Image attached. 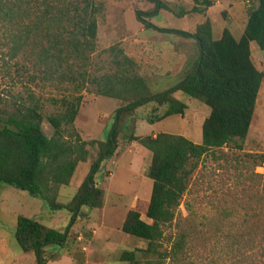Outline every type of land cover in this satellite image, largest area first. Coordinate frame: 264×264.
Segmentation results:
<instances>
[{
    "label": "rangeland",
    "instance_id": "374dc122",
    "mask_svg": "<svg viewBox=\"0 0 264 264\" xmlns=\"http://www.w3.org/2000/svg\"><path fill=\"white\" fill-rule=\"evenodd\" d=\"M158 1L168 8H157L150 0H94L99 12L96 47L87 66L90 73L98 75L115 69L112 55L104 49L116 45L132 58L133 51H140L141 46L148 43L146 49L156 50L155 56H161L153 55L151 62L148 59L141 64L137 62V73L145 76L150 93L166 90L190 72L198 53L195 39L183 37L178 31L194 33L200 23L209 20L213 39H218L225 27L238 37L248 12L257 4V0H222L221 4L204 12L206 7L192 10L193 6L188 5L191 0ZM137 10L146 12L141 17L151 26L137 20ZM39 11L35 15H40ZM32 19L35 16L31 14L23 16L20 24L0 21V116L5 118L36 100L44 117L41 129L50 137L53 128L46 120L47 115L62 111L60 99L71 98L77 92L74 84L46 76L43 66L29 54L31 49L36 51L39 43L30 44L34 37L40 38L42 28L26 32L24 28L31 25ZM152 26L157 28L155 32ZM20 32L22 41L26 40L27 44H20L12 57V38ZM251 48L253 63L264 72V51L255 42ZM176 50L189 54L185 66L184 61L181 63L175 58ZM174 70L181 72L171 78ZM81 94L75 129L85 141L104 140L114 122L115 109L126 101L98 95L92 84L82 89ZM172 96L186 103L182 115L174 113L148 123V117L161 115L167 107L152 101L121 118L120 133L113 147L116 153L101 163L93 177L105 191L102 209L82 206L71 220L70 211L51 210L27 191L0 182V264H35L33 252H23L14 241L18 215L32 217L61 231L69 225L64 246L49 244L45 247L50 257L46 264H129L119 259L120 253L143 248L145 242L124 233L121 225L130 209L138 210L142 219L150 221L145 216L147 203L143 200L128 206L134 194L149 199L152 180L147 175L150 151L137 141L131 146L132 141L126 136L169 132L201 143V124L210 111L202 100L179 90ZM86 148V160L77 163L67 185L59 186L58 202H69L99 153L98 144ZM95 228L99 229L98 235L92 234ZM180 233L185 235L181 252L175 258L166 259L164 264H264V77L246 137L209 150L198 160L174 219L164 227V246H171Z\"/></svg>",
    "mask_w": 264,
    "mask_h": 264
},
{
    "label": "trees",
    "instance_id": "16d2710c",
    "mask_svg": "<svg viewBox=\"0 0 264 264\" xmlns=\"http://www.w3.org/2000/svg\"><path fill=\"white\" fill-rule=\"evenodd\" d=\"M150 1H154L157 8H168L162 1ZM192 1L204 7L212 5V0ZM198 9L196 5L192 7L194 11ZM37 10H41L40 15H35ZM98 12L94 0H0L2 22L20 24L23 16H35L31 25L24 28L28 32L42 26L40 38L34 37L30 44L39 45L29 54L43 66L46 76L74 84L77 92L71 98L60 99L62 111L47 115L46 120L53 128L50 137L41 129L44 117L36 100L5 118L0 116V182L27 191L51 210L70 211L72 220L82 206H102L103 190L96 186L91 189L90 183L94 185V174L114 153L113 142L120 133L121 118L152 101L167 107L161 115L148 117V123L174 113L182 115L187 105L172 96L174 91L199 98L210 108L201 124V143L169 132L126 136L129 141H137L150 151L147 175L152 180V187L149 200H143L147 203L145 216L150 221L142 219L138 210L130 209L121 225L124 233L144 241L145 247L123 250L119 259L129 264H164L166 259L175 258L184 245L185 235L180 233L171 246H164V227L174 219L198 160L209 150L227 145L235 138L243 140L247 135L264 77V72L253 63L250 50V42L254 41L264 51V0H257L248 12L239 38L225 27L221 36L213 39L209 20L200 23L194 33L178 31L184 37L195 39L198 53L190 72L158 93L149 92L144 78L137 73L136 62L116 45L103 50L112 55L113 71L98 75L88 71L96 47ZM142 14L146 12L137 10V20L151 26ZM13 36L12 57L20 44H27L26 40L22 41L21 32ZM89 84L94 85L98 95L126 101L125 105L115 109L114 122L103 141L83 140L74 126L82 99L81 90ZM92 144L99 145V153L88 174L68 203L58 202L59 186L69 183L77 163L87 158V145ZM68 226L61 231L32 217L18 215L13 238L23 252H33L35 264H46L50 257L45 253V247L49 244L64 246Z\"/></svg>",
    "mask_w": 264,
    "mask_h": 264
},
{
    "label": "crops",
    "instance_id": "0c3cea01",
    "mask_svg": "<svg viewBox=\"0 0 264 264\" xmlns=\"http://www.w3.org/2000/svg\"><path fill=\"white\" fill-rule=\"evenodd\" d=\"M221 1L222 0H212V5H210V6H208V7H206L205 9H204V12H207L211 7H213L215 4H221ZM188 5H190V6H194L195 5V3L191 0V2H189L188 3ZM197 5V7H199V8H203L204 6H201V5H199V4H196ZM224 10H226L225 8H223V11ZM245 24V23H244ZM152 28V32H155V29L157 30V28H153V27H151ZM243 28H244V25H243ZM243 28H242V30H241V32L240 33H242V31H243ZM229 29V28H228ZM159 30V29H158ZM230 31H231V29H229ZM157 32V31H156ZM233 34V33H232ZM241 35V34H240ZM184 37V36H183ZM235 38H239L240 36H238V37H236V36H234ZM144 42H147L146 40H144ZM181 43H183V41H181ZM253 43H254V41H252V42H250V50L252 49L251 47L253 46ZM146 44H148V43H146ZM146 44L144 43L143 44V46H141V50L140 51H133L131 54V56H133L132 58H133V60L137 63H139V64H141L142 62H143V60L145 59V61L147 62L148 60V62H151L152 61V56L154 55H156L157 54V52H156V50H147L146 49ZM137 48H139V47H137ZM158 53H163L162 51H158ZM174 54H176V59L179 61V62H181L182 63V61H184V63H183V66H185L184 64H185V62L187 63L188 61H189V54L188 55H186V53L184 52V51H180V50H176L175 52H174ZM159 56H161V55H158V56H155V58L156 57H159ZM148 59V60H147ZM182 60V61H181ZM181 71H176L175 72V70H174V72L173 73H171L170 74V77L171 78H174V77H176L179 73H180ZM188 72H186L185 73V75L187 74ZM185 77V76H184ZM183 77V78H184ZM143 78H145V76L143 77ZM182 78V79H183ZM175 85V84H174ZM171 86H173V84L171 85ZM164 91V90H163ZM161 92V91H160ZM158 93V92H157ZM140 122H142V121H140ZM156 133H158V132H151L150 134H147V135H155ZM135 135H137V136H139L138 134H135ZM96 139V138H95ZM97 140H103V139H97ZM135 141H132V144H130L131 146L133 145V143H134ZM138 143V142H137ZM115 153H116V150H115V152H114V154H113V156L115 155ZM112 162H113V160H112ZM109 175H111V173L109 174ZM86 177V176H85ZM84 180V179H83ZM82 180V181H83ZM82 183V182H81ZM94 186H96V187H100V188H102L101 186H98L97 185V183H96V181H94ZM103 191H104V189H103ZM104 196H105V191H104ZM150 198V197H149ZM139 200H144V201H148L149 199H144V198H140L139 196H137L136 194H134V196H133V198H132V202H131V204H130V206H128V207H131V206H133L134 205V203H136V202H138ZM103 206H104V200H103V204H102V207H93V208H99V209H102L103 208ZM81 209V208H80ZM79 209V210H80ZM79 212V211H78ZM126 214V213H125ZM124 218H125V215H124ZM123 218V219H124ZM101 225V224H100ZM98 228H95V229H92V234L93 235H98ZM108 235V234H107Z\"/></svg>",
    "mask_w": 264,
    "mask_h": 264
},
{
    "label": "water",
    "instance_id": "95a60500",
    "mask_svg": "<svg viewBox=\"0 0 264 264\" xmlns=\"http://www.w3.org/2000/svg\"><path fill=\"white\" fill-rule=\"evenodd\" d=\"M115 146V142H113V147ZM90 187H91V189L94 187V185H92L91 183H90Z\"/></svg>",
    "mask_w": 264,
    "mask_h": 264
}]
</instances>
